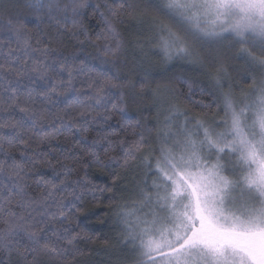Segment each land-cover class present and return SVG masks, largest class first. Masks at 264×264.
<instances>
[{
	"label": "snow or ice",
	"instance_id": "1",
	"mask_svg": "<svg viewBox=\"0 0 264 264\" xmlns=\"http://www.w3.org/2000/svg\"><path fill=\"white\" fill-rule=\"evenodd\" d=\"M131 11L152 15L154 38L130 52ZM178 60L207 86L170 75ZM93 166L134 174L132 202L112 209L114 264H264V0H0V264H71L93 239L87 194L118 187Z\"/></svg>",
	"mask_w": 264,
	"mask_h": 264
},
{
	"label": "trees",
	"instance_id": "2",
	"mask_svg": "<svg viewBox=\"0 0 264 264\" xmlns=\"http://www.w3.org/2000/svg\"><path fill=\"white\" fill-rule=\"evenodd\" d=\"M100 3H103V0H99ZM103 10V9H101ZM121 23L118 24V28L121 32L124 47L130 52L132 50H138V44H147L151 41L153 37L152 29V15L150 13L142 11H131L128 14L122 16ZM90 24L92 28L100 30V24L98 23V18L91 19ZM88 51H92L91 48ZM229 69L231 68H241L242 61L238 59H232L228 61ZM171 69V74H183L189 73L192 75L193 79L198 81L199 85L207 86V81L202 77L199 72H194L191 69V65L181 61H175L174 64L168 66ZM163 67L157 63L156 71H163ZM232 79L229 81L236 90L243 89L244 91H250L249 83H246L240 78L242 73L230 71ZM178 90L187 94L188 88L187 85H177ZM194 95L192 96L193 101L204 100L205 103H208L210 98L205 94L201 96L199 91V86L194 85L192 89ZM239 95V92H237ZM183 97L181 101L183 102ZM182 107H187L192 110V113H201L208 112V109H201L198 106L193 104L182 103ZM136 108L133 106L129 110V114L132 117L136 116ZM216 109H212V113H215ZM147 115V113H146ZM157 119L160 121L163 120V116H157L156 110H153L149 116V121L151 124H155ZM134 122V121H133ZM119 125L115 122L111 124V127H106L104 131H112L113 129L119 130ZM97 135L96 131L93 130L90 133V139L95 138ZM79 139V135L76 136ZM57 147H62L67 144L65 137H60L58 141L54 142ZM39 150H45V146H41ZM111 155L116 156L117 152L113 151ZM115 170L119 173V176L116 180L118 187H113V192H105L103 194L96 193L95 195L100 197L99 202L94 203L92 201V194H87V199L85 200V211L87 216H81V224L85 225L86 232L88 236H92L93 239L89 241L86 236H83L78 242V247L81 249L79 253L76 254L75 259L71 261V264H114V261L117 257L121 256L122 244L118 243L120 234L115 226V221L113 219L112 209L118 204L122 203H131L134 198L135 185L133 183V173L123 169H105L98 167H91L87 169L88 178L100 185L101 187L112 184V179L109 176L111 171ZM43 171L46 174H50L47 168H44ZM83 175V173H80ZM76 178V174H73V179ZM115 194L116 200L109 202L107 197Z\"/></svg>",
	"mask_w": 264,
	"mask_h": 264
},
{
	"label": "rangeland",
	"instance_id": "3",
	"mask_svg": "<svg viewBox=\"0 0 264 264\" xmlns=\"http://www.w3.org/2000/svg\"><path fill=\"white\" fill-rule=\"evenodd\" d=\"M178 62H181V61L178 60ZM184 62H185V61H184Z\"/></svg>",
	"mask_w": 264,
	"mask_h": 264
}]
</instances>
